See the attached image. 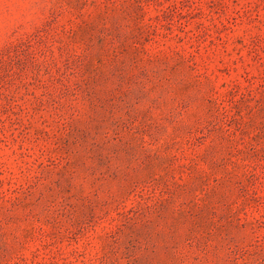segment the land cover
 Returning a JSON list of instances; mask_svg holds the SVG:
<instances>
[{
	"label": "rangeland",
	"instance_id": "1",
	"mask_svg": "<svg viewBox=\"0 0 264 264\" xmlns=\"http://www.w3.org/2000/svg\"><path fill=\"white\" fill-rule=\"evenodd\" d=\"M0 264H264V0H0Z\"/></svg>",
	"mask_w": 264,
	"mask_h": 264
}]
</instances>
